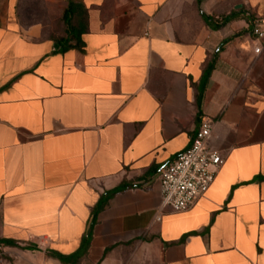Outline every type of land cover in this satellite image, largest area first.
Instances as JSON below:
<instances>
[{"label":"crops","instance_id":"0c3cea01","mask_svg":"<svg viewBox=\"0 0 264 264\" xmlns=\"http://www.w3.org/2000/svg\"><path fill=\"white\" fill-rule=\"evenodd\" d=\"M20 1L0 0V264H121L132 242L131 264H264V0H49L72 5L63 51ZM201 117L224 160L175 212L158 174Z\"/></svg>","mask_w":264,"mask_h":264},{"label":"built area","instance_id":"2783aa9c","mask_svg":"<svg viewBox=\"0 0 264 264\" xmlns=\"http://www.w3.org/2000/svg\"><path fill=\"white\" fill-rule=\"evenodd\" d=\"M251 32L254 35L253 52L259 55L264 49V30L259 20L252 21ZM212 127L210 118L201 117L190 146L160 169L158 181L162 206L175 212L186 211L208 190L224 160L218 150L208 146Z\"/></svg>","mask_w":264,"mask_h":264},{"label":"rangeland","instance_id":"374dc122","mask_svg":"<svg viewBox=\"0 0 264 264\" xmlns=\"http://www.w3.org/2000/svg\"><path fill=\"white\" fill-rule=\"evenodd\" d=\"M19 18L24 26L40 24L42 35L45 37H56L64 33L59 7L49 0H21L19 4ZM142 253L143 250L136 243L132 242L125 245L119 251L122 260L121 264H131V258L134 255Z\"/></svg>","mask_w":264,"mask_h":264},{"label":"trees","instance_id":"16d2710c","mask_svg":"<svg viewBox=\"0 0 264 264\" xmlns=\"http://www.w3.org/2000/svg\"><path fill=\"white\" fill-rule=\"evenodd\" d=\"M71 9H72V5L69 4V6L66 7V8L64 9V11H63V13H62V16H61V21H62V24H63V26H64V34H67V33H69V32L71 33V30H72L71 27L69 26L70 23H69V16H68V15H69V12L71 11ZM232 16H233V13L231 14L230 17H232ZM54 39H55V45L59 46V49H58V50L63 51V50H65L68 46H70V45H69V39H68V38H63V37H61V38H57V37H54ZM74 39H75V41H76L77 43L79 42V39H78L77 36H74ZM210 69H211V66L207 67V69H206V71H205V76L208 75ZM198 102H199V97H197V103H198ZM85 242H88V238L85 239ZM83 253H84V252H83ZM83 253H81L80 255H78L77 257H75V259L73 258V260H72V258H67V260H65V262L70 263V264H75V263L78 261L79 257H80Z\"/></svg>","mask_w":264,"mask_h":264}]
</instances>
